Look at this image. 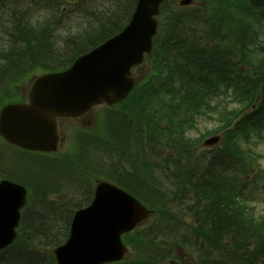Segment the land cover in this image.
Returning <instances> with one entry per match:
<instances>
[{
    "label": "bare ground",
    "instance_id": "bare-ground-1",
    "mask_svg": "<svg viewBox=\"0 0 264 264\" xmlns=\"http://www.w3.org/2000/svg\"><path fill=\"white\" fill-rule=\"evenodd\" d=\"M94 1L99 4L103 3L101 0H94ZM24 3L25 0H3V9H5V12H2L1 10V13L5 18V22L7 23L14 22L12 16H14L15 18H21V20L32 24H36L39 21H42L46 18L49 20L50 28L48 32L43 31L42 33H38V35L37 33H28L30 31L22 29L21 31H19L20 36L17 35L16 37H14V39L12 36L13 31H9L10 33H8V35H3V33L0 32V39L7 41L10 47L8 51H4L0 55V75L4 73V70L12 74H15L18 70L23 71L28 66L30 57L36 55H43L46 53L56 54L60 49L69 46V41L72 40V38L74 39L75 37H77L79 34L82 33V30L80 28H77L74 34L71 36L70 40H68V42L64 45L62 38L52 33H49L52 32V29L54 28H58V29L61 28L64 31H66V29L70 26L69 21L67 19L56 15L54 11L50 9L53 0H49L46 3L45 7L39 6V8L41 9L39 14H34L28 11ZM125 4H126L125 0L112 1V5L116 7H121L124 6ZM79 7L81 9H87L88 5L85 3H80ZM254 8L256 9V7ZM261 9L264 11V6H262ZM114 29H116V27H114L112 30ZM16 31H18V29H16ZM35 34L37 35L36 36L37 41L29 42L27 36L35 35ZM64 34L65 32H63V36ZM17 37H21L24 42H21L19 39H17ZM94 38L96 37H93L92 39ZM225 47L227 48V50L224 52L223 51L220 52V54L194 52L190 54V58L185 55L181 57L182 54L177 53L173 58L172 67L180 71H186L188 69L192 71V68L197 69L198 64H200L204 67H216L222 73L225 71H238L245 69L247 65L244 61L243 55L237 52L234 49V46L231 44H226L224 48ZM56 56H57L56 59H60L63 57V54L59 52ZM176 61L181 62V65L179 67L176 66L175 63ZM263 71H264V67H263ZM234 77L237 76L234 75ZM114 159L117 161L122 160V162H124L119 152H114ZM180 159L182 163H186L187 161H189V156L186 152H184L180 156ZM165 170L167 176L172 175L173 171H178L181 173L183 171V173L186 175L185 179H188L192 174L191 172L190 173L186 172L184 166L181 167L179 165H170L169 168H166ZM203 173L206 176L205 180L202 181L200 179H196L195 181H193V185L195 187L193 193L199 197L200 203L197 206L194 204L193 211L191 210L188 212L189 217L197 221H202L205 218V215L208 216V212L207 213L205 212V203L209 202L212 196L210 194H213V192L215 191L221 190L225 185L222 180L223 172L217 173L214 170H209V171H204ZM159 179H163V178L159 173H156L149 175V177H142L143 181L140 180L138 182L140 184V187H144V185L147 184V182H151V180L154 182L155 180H159ZM150 188L153 197L158 202H161L163 205L167 204L171 199L175 197L174 191L170 189H165L162 185L151 184ZM184 196L185 194L182 188L180 186H177V197L183 198ZM148 199L154 201L152 197H149ZM195 199H197V197L194 198V200ZM55 209H60V207L55 206ZM218 213L219 212H217L215 215H212L210 217H214L213 222L216 224H221L222 226L228 220V216L226 213H219V214ZM48 214L54 219L55 216L53 215V213L49 212ZM44 229H45L44 226H42L36 219H33V223L27 225V227L25 228L24 241L11 244L8 250L5 251L4 253H1L0 251V264H7L6 259H8L12 264H24L25 263L24 259L30 258L34 254H36L35 250L39 249L41 242L46 244H52L51 241H47L45 239V235H43ZM161 235L162 237L160 240H168L171 244H176L179 240L178 237H176L177 235L170 237V239H168L169 237L165 231H163ZM184 242H186V244L188 245L191 244L190 243L191 241L189 240H184ZM252 244L257 246L256 242H252ZM260 246L258 248V251L261 250L262 248ZM240 252L242 256L245 255L244 250H240ZM171 254L172 253L163 255L161 260L155 259L154 264H165V262L170 258ZM18 261L19 263H17ZM54 264H59V263L54 262Z\"/></svg>",
    "mask_w": 264,
    "mask_h": 264
},
{
    "label": "trees",
    "instance_id": "trees-1",
    "mask_svg": "<svg viewBox=\"0 0 264 264\" xmlns=\"http://www.w3.org/2000/svg\"><path fill=\"white\" fill-rule=\"evenodd\" d=\"M39 1V0H38ZM49 1V0H47ZM89 0H81V3H88ZM134 2V0H133ZM132 2V3H133ZM113 6V5H112ZM51 10L54 11V13L56 14V10H54L53 8H50ZM126 7L125 6H121V7H108L106 8L104 13H100L101 16H93V19H86V21H84V23H80L79 26L77 28H80L82 30L83 35L79 34L77 37H75L74 39L72 38V40H70L71 36L74 34V32L76 31V28L74 27V29L71 28V26H73L72 24H69L70 26L66 29L65 32H67L68 34H66V38H63V42L64 45L69 41V46H66L65 48L60 49L56 54L55 53H46L43 55H36V56H32L29 59V63L35 62L38 59H45V60H49V61H60L65 62L68 61L70 62L74 57H76L77 55L86 52L89 48H91L92 46L97 45L98 43L102 42L104 39L108 38L109 36L113 35V33L120 28V16L122 13H124L126 11ZM13 17V21L14 22H9L12 24V27H4L5 32L10 33L9 31H13L12 32V36L13 39L14 37H16L17 35L20 36L19 31H21L22 29L28 30L30 32L28 33H42L43 31H49L50 28V23L48 19H44L42 21H39L36 24H32L26 21L21 20V18H15ZM174 20L172 21L173 25H175L177 23V17L173 18ZM4 22V21H3ZM7 22L1 23L0 25H4ZM8 24V23H7ZM114 27H116V29L112 30ZM16 29H18V31H16ZM246 30L242 29V26L239 25V30L238 33L240 35H245ZM52 33L54 35H57V33L53 32H49ZM35 35H28L27 39L29 42H34L37 41V36ZM59 35V34H58ZM57 35V36H58ZM93 35V36H92ZM83 36V37H82ZM60 37V36H59ZM93 37H96L94 39H92ZM61 38V37H60ZM17 39H19L21 42H24L23 39L21 37H17ZM227 39V37H226ZM226 39H222L220 40L221 42H219L217 45L219 47H204L202 46L200 43H193L188 45L187 49H174L175 52L182 54L181 57H183L184 55L190 58V54L196 52L197 49H201L200 53H218L220 54V52H224L227 50V48L224 46L226 44H231L234 46V49L241 53L243 55L247 54V48L248 45H246L244 43V41L241 38H236L234 37V35H232L231 39H228L225 42H222ZM80 40V41H79ZM79 41V42H77ZM73 46V47H72ZM179 47V46H177ZM6 48H9V45H6ZM5 48V49H6ZM8 49V50H9ZM216 51V52H215ZM63 54V57L60 59H56L57 58V54L58 53ZM245 61V60H244ZM28 63V64H29ZM176 66L179 67L181 65V62L176 61ZM246 63V68L243 70H238V71H225V72H221V82L223 83L224 87L226 90H230L233 89L237 92H240V96L239 98L241 99L242 96H246L245 99H247V97L252 100L254 99V97L257 95V92L261 93L260 99L258 101V105H257V110L256 113L251 114L250 116H247L243 119L242 121V127L241 130L244 131V134L253 130V129H257L260 126V123L262 122V119L258 118V115L261 114V112H264V71H263V67H264V59H256V60H252L250 62L245 61ZM164 64H168L167 61H163L162 65ZM198 64V63H197ZM200 65V64H198ZM21 70H18L16 73L19 74ZM172 71L175 72V74L177 75V77L179 76H185V73L183 71L177 70L175 68L172 69ZM262 72V73H261ZM201 74L206 73V71L199 72ZM10 74V72L4 70V73L2 75H4V77L8 76ZM234 75H236L237 77H234ZM180 78V77H179ZM205 178V177H204ZM202 179V178H201ZM225 185L221 190L215 191L213 192L211 199L216 200V201H222L221 197L223 196L225 189H226V184L225 182H223ZM192 187H194V185H192ZM220 199V200H219ZM205 212H208V216L205 215V219H204V223H209V225H211L213 231L212 234L214 233H220L221 231H232L234 234H237V227L235 226V222H234V217H232L231 215H227L228 216V220L224 223V227L221 226V224H216L213 222V218L214 217H210L212 215H215L217 212L219 213H225L220 204H208L205 206ZM218 213V214H219ZM27 215V217L24 220V233L21 235V237L19 238V240L16 243L22 242L25 239V228L27 227V225H30L33 223L32 219H36L39 220L38 222L45 227V229L43 230V235H45V239L47 241H51L52 244L58 243V241L56 239H59L58 236L55 234H53L54 232V221L53 218L51 216H49L48 213L44 214V215H37L35 217H29L28 216V211L25 214V216ZM24 216V217H25ZM160 220L163 221V215H159ZM210 217V218H209ZM55 239V240H53ZM135 240V239H134ZM52 244H45V249L50 247ZM206 252V251H205ZM35 253L32 257L24 259V264H54L52 257L50 256V253H48L47 251H44L42 248H39L38 250H35ZM157 254L154 251H148L145 253V255H138V258L134 261L136 263H130V264H154L155 259L157 258ZM207 254V253H206ZM203 255V254H202ZM208 255V254H207ZM206 255V256H207ZM204 256V255H203ZM209 256V255H208ZM227 259H232L235 256L234 252H228L224 255ZM41 262V263H39ZM6 263L7 264H12L8 259H6ZM19 263V261L17 262ZM212 264V262L210 260H206L204 261V264ZM128 264V263H126Z\"/></svg>",
    "mask_w": 264,
    "mask_h": 264
},
{
    "label": "water",
    "instance_id": "water-1",
    "mask_svg": "<svg viewBox=\"0 0 264 264\" xmlns=\"http://www.w3.org/2000/svg\"><path fill=\"white\" fill-rule=\"evenodd\" d=\"M159 1L160 0H141L131 26H129L123 34L106 42L104 45L91 53L89 55L90 57L83 58L78 65L74 66L71 71L65 74V76H68L66 82L68 84V87H70L72 91H74L75 89L79 90V86L82 90L88 89L89 86H92L93 90L94 88L96 89L98 87H101V92L106 93L98 98L99 101L95 100V102L104 100L108 103H111L115 101V99L117 100V96L120 95L121 88L118 89V93L115 92L117 91V87H119V85L122 86V95H124L127 91V87H125V89L121 84L119 76L121 73L123 77L127 74L126 69L132 62H134V59L126 62L119 48L129 46L130 48H133L135 50L136 55L140 53L143 45L147 42V28L152 23L151 16L156 12ZM126 57L129 56L127 55ZM87 63L88 68L84 69L85 64ZM72 77L75 79H72ZM104 79H106L107 84H104ZM73 97L78 99L79 95L75 96L73 94ZM87 104L80 106L78 110H85L88 106ZM63 110L66 112L65 109ZM2 188L3 189L0 192V242L6 241L9 235L8 229L6 228L12 221V214L9 210V208H12V206L14 205L12 197L16 200L17 207H21L24 203V193H22L20 189L6 184L2 185ZM125 206L132 208L129 210V213L124 220V224L121 226L122 230L128 228L129 225L142 218V215L144 214V211H142L137 204L127 203ZM17 210L15 213V224L17 221ZM136 211H140L139 215L130 217L131 215H135L133 214V212ZM86 214H88V212L80 213L78 214V216H85ZM83 223L84 222L81 219H78V217L76 218L75 228L73 231H77V234L72 241L73 245L78 246L77 253L79 256H77L80 257L81 260L76 262L80 263H83L85 261L83 257L84 252L82 247L85 245L86 240L81 236L82 231H80ZM1 224H3L4 226ZM92 224L94 228L88 225L89 229L95 232L94 236L100 237L98 239L100 242L104 243H108L117 238L121 231L119 226H111L110 229L100 230L98 228L97 221L95 222L94 219L92 220ZM120 251L121 249H116V251L113 253L114 257L112 259H117ZM107 254L108 250L105 249V253L102 254V256L104 257H93L92 259L87 261V263L96 262L98 259L111 260L109 256L105 257V255L107 256ZM57 257L58 261L61 264H67L69 259L72 260L71 257L63 251V249H59Z\"/></svg>",
    "mask_w": 264,
    "mask_h": 264
},
{
    "label": "rangeland",
    "instance_id": "rangeland-1",
    "mask_svg": "<svg viewBox=\"0 0 264 264\" xmlns=\"http://www.w3.org/2000/svg\"><path fill=\"white\" fill-rule=\"evenodd\" d=\"M107 6H108L107 4L104 5V7H107ZM90 7H91V9L94 8L93 5H91ZM112 7H114V6H112ZM105 10L106 9H101V11H99V12H101V14H102L105 12ZM71 12H72L71 16L74 18H79L78 16H80V17L82 16L81 19L84 18L82 12L78 11V8H76V7H72ZM93 16H95V15H93ZM123 16H126V15L123 14ZM58 33H59V35L62 34L61 29L58 30ZM146 71H147V67H143L142 69L139 68L134 72L133 75L134 76H141ZM26 94H27V91H25L24 96ZM101 109L102 108L93 109L90 113H87L82 119L60 121L58 129L60 132V136L63 137V143L61 146L62 151H65L67 146H68V140H67L68 136L67 135L69 134L70 131L68 130L69 131L68 132L66 128L68 126L77 127V129H81V130L87 129L88 127L95 128V119L101 113L100 112ZM127 110H129V108H128V105L126 104L124 107H122L120 112L122 113L123 111H125V113H126ZM112 121H114V120H112ZM197 124L201 130L205 131L209 128L210 124H212V123L208 124V122H198ZM121 129H124V131L127 130V129H125V126L123 124L121 125ZM2 146L7 148L3 144H2ZM252 149H254V152L257 154H261V153L263 154L264 153V143L258 147H255V145H254V147H252ZM85 151H86V155L89 158V161H91V165H90L91 169H93L97 172L101 171V175H102V172L106 173V174L110 172L111 164L103 161L102 155L100 154L98 148L91 149L89 147H86ZM261 165L264 166V161L261 162ZM14 168L17 170L16 171L17 176L13 173L16 177H21L25 180H29L28 177L32 176L35 179L34 182L36 184L44 182V183L49 185V181L52 179V177L54 175V171L56 172L54 167H53V169H54L53 170L52 168L45 167V165H42V164H41V166H35V165L31 166L26 170L25 169L21 170V166L19 164H16L14 166ZM102 177H104V176L102 175ZM161 184L164 188L167 187V184L165 182L161 181ZM84 190H86V189H81V187H79L78 185L73 186L72 189H70L68 191V194H67L68 200H74V199L78 198L80 195L84 194ZM140 195L142 197V199H140V201L146 205V203L144 201L149 198L148 194L145 191H142V192H140ZM79 198H81V197H79ZM64 227H65V221L59 220L58 221V230L59 229L61 230ZM53 234L54 235L58 234V232L56 230H54Z\"/></svg>",
    "mask_w": 264,
    "mask_h": 264
}]
</instances>
